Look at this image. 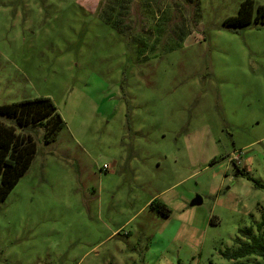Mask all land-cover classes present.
I'll use <instances>...</instances> for the list:
<instances>
[{"label":"rangeland","instance_id":"obj_1","mask_svg":"<svg viewBox=\"0 0 264 264\" xmlns=\"http://www.w3.org/2000/svg\"><path fill=\"white\" fill-rule=\"evenodd\" d=\"M241 1L0 0V104L64 119L0 203V264H264L222 254L264 214L235 172L264 183V24L227 26Z\"/></svg>","mask_w":264,"mask_h":264},{"label":"trees","instance_id":"obj_2","mask_svg":"<svg viewBox=\"0 0 264 264\" xmlns=\"http://www.w3.org/2000/svg\"><path fill=\"white\" fill-rule=\"evenodd\" d=\"M128 1L130 0H112L111 4L103 2L100 8H103L105 16L112 17L111 10L115 9L113 5L116 3L122 5V2L127 4ZM124 8L126 10V5ZM253 9L254 18H252ZM118 14L123 17L122 11H118ZM225 21L229 27H245L258 22L264 24V5L256 6L254 0H242L236 13ZM1 117L7 120L4 122ZM63 120L53 100L48 96H35L0 104V203L5 200L18 179L29 168L36 153L37 143L32 132L35 129L42 130L41 141L47 144L58 136L64 125ZM235 172L253 181L256 187L264 188V183L240 170L239 167ZM147 206L149 210L162 216H168L170 212L168 206L155 198H152ZM211 222H214V219H211ZM255 229L256 232L252 226L239 228L235 247L225 249L222 252L223 256L228 259H238L249 254L264 257V214L261 215Z\"/></svg>","mask_w":264,"mask_h":264},{"label":"water","instance_id":"obj_3","mask_svg":"<svg viewBox=\"0 0 264 264\" xmlns=\"http://www.w3.org/2000/svg\"><path fill=\"white\" fill-rule=\"evenodd\" d=\"M201 197L199 196V195H195L192 199H191V201H190V206H193V205H198V204H200L201 203Z\"/></svg>","mask_w":264,"mask_h":264},{"label":"flooded vegetation","instance_id":"obj_4","mask_svg":"<svg viewBox=\"0 0 264 264\" xmlns=\"http://www.w3.org/2000/svg\"><path fill=\"white\" fill-rule=\"evenodd\" d=\"M254 16H255V10L253 9L252 18H254Z\"/></svg>","mask_w":264,"mask_h":264}]
</instances>
